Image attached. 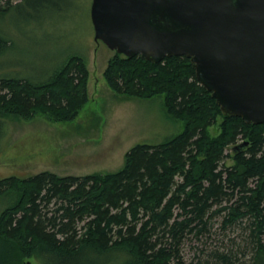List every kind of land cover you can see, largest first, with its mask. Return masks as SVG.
<instances>
[{"label":"trees","instance_id":"1","mask_svg":"<svg viewBox=\"0 0 264 264\" xmlns=\"http://www.w3.org/2000/svg\"><path fill=\"white\" fill-rule=\"evenodd\" d=\"M22 1L0 0V15ZM8 42L0 29V51ZM103 78L117 94L162 95L182 131L133 145L117 170L0 178V264H234L236 253L218 249L184 260V244L218 217L221 228L243 230L245 264H264V123L224 115L183 55L152 62L114 52ZM87 79L79 55L36 79L0 74V123L37 114L72 122L88 101ZM240 139L247 144L234 150Z\"/></svg>","mask_w":264,"mask_h":264},{"label":"rangeland","instance_id":"2","mask_svg":"<svg viewBox=\"0 0 264 264\" xmlns=\"http://www.w3.org/2000/svg\"><path fill=\"white\" fill-rule=\"evenodd\" d=\"M91 1L23 0L0 15V29L9 38L0 51L1 75L36 79L70 55L82 56L88 68V101L72 122L37 114L0 123V178L42 170L60 175L117 170L133 145L156 144L182 131L184 122L166 112L162 95L133 97L108 87L103 70L115 51L94 40ZM6 204V197L0 196V211ZM212 223L209 234L184 244L185 262L205 258L202 250L218 249L236 253L234 264H245L249 254L243 230L235 225L221 228L219 217ZM26 261L38 264L33 257L22 264Z\"/></svg>","mask_w":264,"mask_h":264},{"label":"water","instance_id":"3","mask_svg":"<svg viewBox=\"0 0 264 264\" xmlns=\"http://www.w3.org/2000/svg\"><path fill=\"white\" fill-rule=\"evenodd\" d=\"M90 19L127 57H187L224 115L264 123V0H92Z\"/></svg>","mask_w":264,"mask_h":264}]
</instances>
